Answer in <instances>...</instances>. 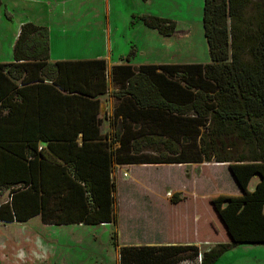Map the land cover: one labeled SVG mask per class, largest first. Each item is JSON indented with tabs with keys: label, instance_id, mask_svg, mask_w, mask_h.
<instances>
[{
	"label": "trees",
	"instance_id": "16d2710c",
	"mask_svg": "<svg viewBox=\"0 0 264 264\" xmlns=\"http://www.w3.org/2000/svg\"><path fill=\"white\" fill-rule=\"evenodd\" d=\"M141 20L159 35L175 34L173 21L148 15ZM202 24L209 63L112 67L118 104L105 135L97 97L108 91L106 61L51 63L48 28L22 24L7 75L34 66L38 75L22 81L39 85L48 79L59 98L72 94L74 100L61 98L59 107L84 127L59 129L46 146L37 144L50 141L44 135L26 146L25 180L0 187V196L8 191L0 202V225L35 217L46 226L115 225L114 163L213 161L228 165L241 191L212 199L230 242L204 252L195 245H124L120 264H179L198 256L199 264H215L240 244L264 245V0H204ZM147 148H157L156 157L140 156Z\"/></svg>",
	"mask_w": 264,
	"mask_h": 264
},
{
	"label": "rangeland",
	"instance_id": "374dc122",
	"mask_svg": "<svg viewBox=\"0 0 264 264\" xmlns=\"http://www.w3.org/2000/svg\"><path fill=\"white\" fill-rule=\"evenodd\" d=\"M0 2V61L10 60L21 23L30 22L48 28L54 59L111 54L114 62L137 64L210 62L204 0ZM144 15L173 21L175 34L148 29ZM155 152L147 148L140 156L156 157ZM112 179L115 225L46 226L36 217L0 225V264H120L124 245H195L204 252L230 242L212 203L219 195L241 194L227 164L114 163ZM255 184L253 178L249 190ZM198 257L179 264H199ZM215 264H264V245L240 244Z\"/></svg>",
	"mask_w": 264,
	"mask_h": 264
},
{
	"label": "crops",
	"instance_id": "0c3cea01",
	"mask_svg": "<svg viewBox=\"0 0 264 264\" xmlns=\"http://www.w3.org/2000/svg\"><path fill=\"white\" fill-rule=\"evenodd\" d=\"M23 23H21V25ZM13 54L14 46L10 60L0 61V64L5 65L0 69V187L6 186V184L12 186H19V182L21 180H25L27 174V167L24 163L27 150L26 146L34 145L36 142V137L44 135L46 136L45 140H50L44 142L38 141V146L42 147L46 146V144H48L49 142H53L52 139L53 137H57V131L59 129H78L84 127V122L82 119H79L78 116L75 117L73 112H71L70 117L68 118L66 111L59 107V104L62 102V100L59 101V99H64L66 103H68L67 101L71 102L74 100L72 94L67 93L68 97L59 98L58 90L47 87L48 84H51L48 79H45L39 85H37L38 81H30L28 83H24L27 81H22V78L28 74L38 75L39 72H37L34 66L28 67L29 69L27 73L24 71L20 73L19 71L14 70L12 68V74L7 75V71L10 68V64L15 63ZM95 59H104L106 61L107 66L106 74L108 91L104 95L97 97V99H99V118L101 119L100 134L105 135L109 130L108 128V130L106 131V127L109 124L110 118L114 114V106H116L117 103V100L112 95V92L116 91V87L112 83V67L122 64L140 66L148 63L137 64L133 62H121L119 60L117 62H114L115 59H113V56H111V54H107L106 56L99 55L91 58L54 59L51 56V49L49 43V62L51 63H55L57 61H79ZM151 64L158 65L159 63ZM2 74L3 76L7 75L8 78L14 84H16L17 88H12L10 83L4 79ZM34 79L35 78L30 80ZM89 115L90 114L86 111L85 115L83 116V119H87ZM7 193V189H4L0 196V202L4 201L5 197L7 196ZM76 225L87 227L92 226L84 224H70L66 226ZM252 246L256 247L263 245Z\"/></svg>",
	"mask_w": 264,
	"mask_h": 264
},
{
	"label": "built area",
	"instance_id": "2783aa9c",
	"mask_svg": "<svg viewBox=\"0 0 264 264\" xmlns=\"http://www.w3.org/2000/svg\"><path fill=\"white\" fill-rule=\"evenodd\" d=\"M198 261H199V263L201 262V256L198 257Z\"/></svg>",
	"mask_w": 264,
	"mask_h": 264
}]
</instances>
